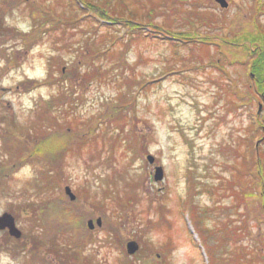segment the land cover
Masks as SVG:
<instances>
[{"label":"rangeland","instance_id":"374dc122","mask_svg":"<svg viewBox=\"0 0 264 264\" xmlns=\"http://www.w3.org/2000/svg\"><path fill=\"white\" fill-rule=\"evenodd\" d=\"M168 1L172 8L158 10L156 22L175 17L177 41L116 43L126 30L102 28L77 0H0L5 35L17 37L4 47L18 60L7 85H33L29 94H7L2 131L22 140L10 150H37L23 172L32 184L16 190L35 245L19 264H208L227 230L231 243L219 251L231 264H264V164L256 159L257 149L264 153V101L251 86L248 45L233 42L264 31V0H226L227 8ZM187 33L209 45L185 43ZM89 36L110 51L90 52ZM47 138L58 147L44 155ZM99 218L103 226L91 230Z\"/></svg>","mask_w":264,"mask_h":264},{"label":"trees","instance_id":"16d2710c","mask_svg":"<svg viewBox=\"0 0 264 264\" xmlns=\"http://www.w3.org/2000/svg\"><path fill=\"white\" fill-rule=\"evenodd\" d=\"M77 1H78L77 5L80 8L83 6V11H87L86 14L89 17H94L95 19H97L99 23H101L102 28L103 27L111 28L112 26H116V27H122L126 30L127 36H125L124 38H120L118 35L117 36L114 35L116 43H119L122 40L125 41L126 39H128L126 37L130 38V42L134 40L139 41V42L142 40L143 41H147V40L156 41L158 40V38L160 39L162 37L164 38L166 37L167 39L169 38V40L171 41H177L176 39H174L176 35L171 31L172 29L171 22L175 19V17L168 18L170 20L166 24L159 25L156 22V15H157L158 10L164 9L165 6L168 8H172L173 5H171L168 0H147V1L146 0H94V2H96V5H94V3L91 2L90 0H77ZM190 2L192 5L194 2H197V1L192 0ZM184 4H185L184 2L180 1L178 2L177 6L183 7ZM146 9H148V12H146ZM194 9H195V14L197 15L198 13L200 16L201 11L197 9H201V8L200 7L197 8V6H194ZM173 15L174 16L176 15L175 12H173ZM191 19L193 18L191 17ZM191 19L187 21L186 23L187 26L192 24ZM64 22L69 23V24L74 23L73 20H68V19L64 20ZM87 25L89 26V22L87 23ZM106 25H109V26H106ZM93 26H97V24H94ZM193 34L194 36H192ZM199 35L200 34H196V33H187V34H183L182 39L183 41H185V43H190V44H192V42H195L196 44L203 43L202 44L203 46L205 45L208 46L209 45L208 43H205L204 41L200 40ZM86 39H88L86 45L90 52L92 51L93 53L99 55L102 53L106 54V52L110 51V49H106V50L100 49L97 43H95L94 41H91L90 36L87 37ZM104 40L105 38L102 39L101 42L100 41L99 42L105 45ZM233 42L234 43L242 42L248 45L245 48L250 52L251 61H252L251 65L249 66L250 78H251L250 81L253 83V85L251 86L253 90L255 89V94L257 95L256 97L264 101V31L260 33L253 32V33L247 34L246 36L242 38H237L236 41H233ZM63 76H67L65 71L63 73ZM234 95L237 96L233 92L232 96L234 97ZM237 101L238 103H241L242 98L237 96ZM125 105H128V104H125ZM40 146H41V152L45 151L44 155H46V151L48 153L52 149L57 150L56 147H58V145L54 146V144L51 143V138L43 139ZM257 150H258L257 157H256L257 164L259 166L260 165L263 166L264 153L260 152L259 149ZM263 186H264V180H263ZM70 216H69V221H73L75 223V219L77 218L75 217L74 219L73 215H70ZM226 232H227V239H222L221 241L218 242L219 243V245L217 246L218 248L215 249V252H214L215 254L210 255L208 264H231L230 261H231L232 256L226 259L225 253L227 251H225V253L222 251H219V248H223V247L227 248V246H229V244L231 243L232 238H230L231 237L229 233L230 230L229 231L227 230ZM70 250L71 252L74 253L71 245H70ZM67 252H68L67 253L68 257L73 260L74 259L73 255L71 256L68 250ZM170 253L165 252V255L163 256V258H167L168 255H170ZM261 255L262 254L258 255V258L256 259H259L260 258L259 256ZM75 259L76 261L83 260V259L87 260L86 257H84L83 259H80L79 256L76 257V255H75Z\"/></svg>","mask_w":264,"mask_h":264},{"label":"flooded vegetation","instance_id":"af4514ba","mask_svg":"<svg viewBox=\"0 0 264 264\" xmlns=\"http://www.w3.org/2000/svg\"><path fill=\"white\" fill-rule=\"evenodd\" d=\"M15 2L16 0H9ZM11 8L13 3H11ZM5 13L4 5H0V264H19L22 260L23 254H30L35 249L34 240L29 241L26 233L23 230V219H22V206L18 204L16 199H19V192L17 189L30 187L33 180L27 174H23L28 168L30 169L33 165L32 161L35 158L37 150L27 146L25 148L19 147L16 151L10 150L15 144L22 145L20 139L13 133L5 134L2 133L6 127L7 122L6 113L12 108L11 100L7 97V94H12L14 90L25 92L26 94L31 93L29 86L30 81L20 82L13 88L7 85L8 73L16 72L17 62L13 61L12 54L7 53L5 45L8 41L17 39L15 36L6 37L5 25L1 23L2 14ZM35 42L29 47V50L33 48ZM28 50V51H29ZM15 52L17 58L21 55V52L16 48L11 47L10 52ZM1 61L3 62L1 64ZM26 82H29L28 85ZM34 84V83H33ZM29 91V92H27ZM22 95V94H21ZM11 121V120H10ZM15 120L11 121L10 126H14ZM19 140V143H17ZM15 145V146H16ZM31 149V150H29ZM53 151V149L51 150ZM63 153V152H62ZM55 155V154H54ZM54 157V156H53ZM52 157V158H53ZM50 158V159H52ZM63 156L55 158L56 163L62 160ZM53 159L51 162L54 164ZM35 161V160H34ZM14 188L16 191V198L11 193V197L14 199H7L8 189ZM20 200V199H19ZM21 236H18V233ZM26 239V240H25ZM33 242V243H32ZM34 246V247H33Z\"/></svg>","mask_w":264,"mask_h":264},{"label":"water","instance_id":"95a60500","mask_svg":"<svg viewBox=\"0 0 264 264\" xmlns=\"http://www.w3.org/2000/svg\"><path fill=\"white\" fill-rule=\"evenodd\" d=\"M217 2L224 8H227L229 6V3L226 0H217ZM147 159H148L149 163L152 164V165L156 161L155 157L152 156V155H149L147 157ZM164 175H165L164 168L161 167V166L156 167L155 175H154L155 181H157V182L162 181L164 179ZM66 193H67L68 196H70L71 200L74 201L76 199V195L73 193V191H72V189L70 187H66ZM96 225L99 226V227L103 226L102 218H99L96 221V224H95V222L93 220L89 221V223H88V226H89V228L91 230H94ZM17 235L21 236V233L19 232ZM137 251H138V246L134 242H130L128 244V252L130 254H135Z\"/></svg>","mask_w":264,"mask_h":264}]
</instances>
